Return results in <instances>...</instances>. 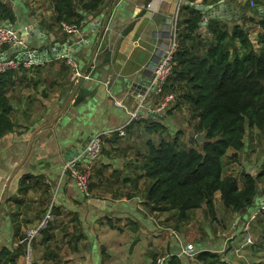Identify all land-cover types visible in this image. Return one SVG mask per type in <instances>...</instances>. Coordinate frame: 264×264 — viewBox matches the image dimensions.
Returning a JSON list of instances; mask_svg holds the SVG:
<instances>
[{"label":"crops","instance_id":"obj_1","mask_svg":"<svg viewBox=\"0 0 264 264\" xmlns=\"http://www.w3.org/2000/svg\"><path fill=\"white\" fill-rule=\"evenodd\" d=\"M0 1L12 9L15 15L14 21L18 22L21 20H28V22L31 23L30 29H37L39 36H45L43 38L49 39L46 46L42 47L43 49L56 45L59 48L58 52L62 53L61 57L43 62L35 69L26 72V76L30 77V81L28 83H26V81L17 83L11 92L13 109L10 116L14 126L10 132L0 136V141H3L2 148L5 149L9 145L11 146L13 142L18 146V149H24L26 145L28 147L24 158H22V161L16 167H14L15 165L11 164L10 161L8 162L10 167H14L13 172L9 176L7 170L0 167V178L5 181V184L2 183L0 185V205L2 203H6L8 205L6 202L7 199L18 194V184L19 180L22 179L21 177L25 176V174H34L33 172L27 171V173H24L22 165L28 158L31 148L36 141V145L38 143V148L41 147L42 151L40 153H36L34 159L28 161L27 165L29 167H27V170L32 171L31 168L35 167L33 164L34 160H38L40 162V167L44 170L42 180L49 181L48 183L50 185L49 187L52 198L51 201H55L56 204L60 206L64 214L63 221L59 224L61 230V232L59 231L60 235H68L70 227H72V230L78 231L82 234L80 238H84L83 249H71V251L67 253L60 254L58 257L62 261L68 263L79 259V264H103L101 258L102 250L100 247L103 240L106 239L105 236L109 237L110 234H114L115 228L121 229V232L119 233V241L123 238L121 237L122 234L126 240L130 239L128 235L129 233L126 234L125 230H131L133 232L140 230L145 234L147 233L148 235L159 237L162 234V231L164 232V230L168 229L162 225L160 226V224L163 223L162 213L149 212L148 207L145 206L144 198L141 192L133 193L130 194V197H126V194L123 192L128 190L129 183L119 184L116 181L115 183H108L106 182V177L97 178L96 175H92V188L90 187L89 196L84 197L77 189L69 175H67L63 170L62 172H60L59 169L56 170V163H58L59 159H62L63 162H65L67 159L77 154L86 144L82 145V142H78L76 145L70 144V149L66 151L64 150L63 145L68 143L69 138L64 135L63 132L61 133V137L56 134L55 145L52 144L51 147L47 142L49 133L45 134L46 138H42V135L40 136V134L42 133L44 127H47L45 126L47 124L57 128L58 123L61 122L64 115L68 112L71 114L77 108L83 110L81 117L79 118V121L83 125L101 122V126H103L102 131L117 130L118 128L125 126L130 119L131 112L137 108L141 113L142 118L151 116L149 114V110H153L155 108L158 102V96L151 92L146 94L144 93L146 83L150 76V66L157 61L160 54L166 48L169 39L171 22L177 6L186 0H116L115 3L114 0H112L97 14H103L102 18L99 19L96 15L95 17L85 19L80 24L79 34L77 35L78 39L73 41L69 40L70 46H67V49L65 47V43L68 41V35L70 33H65L61 28H58L57 25H50L53 15L50 0ZM195 1H197L196 3L203 5H213L221 2L228 3L231 7L234 6L239 12L233 15V10L230 9L227 13L230 18H236L242 14L239 9L241 0H207V3H202V0ZM21 6H23V9ZM98 20L99 23L97 24ZM89 22H91L90 33L96 34V41L97 33H100L105 25L106 28L102 32V43L98 50L94 51L93 49L90 58L86 55H82L83 64L80 68L74 59L77 57L81 49H75V51H77H74L73 55H69L73 50L71 47L75 41H79V39L87 40L81 33V26ZM10 24L13 26L12 23ZM17 29H19L20 34H22L23 28L19 27ZM8 49L9 47H5L4 49L7 51V54ZM65 53L73 60V66L66 62ZM95 58H99L101 60L100 65L102 66V76L99 74L96 76L93 75L94 71L101 68L94 65L93 60ZM76 70L81 73L86 72L89 74V77H84V80L81 83L82 86L87 85L85 83L86 80L96 82L103 81L107 87V96L106 98H99V95L97 97V89L93 88L89 90L88 95L85 98L75 105L72 104V98L64 110L60 112L62 107H64V102L66 101L71 88L79 78V76L74 75V71ZM34 80H36V82ZM61 99L63 100V103L60 104L59 101ZM56 100L58 101V105L49 116V118L53 116L52 119L44 126L36 128L35 123L38 120L43 119L41 121L46 122L49 119L48 117L44 118V116L50 108L51 103ZM114 101L119 102L121 105L115 104ZM179 112V109H173L170 114L158 113V115L161 114L160 117L164 115L163 120L165 121L168 116ZM58 114L59 116H57ZM128 115L129 118L127 119ZM152 115H157V113ZM170 121L178 126L177 120L172 119ZM142 123L143 122L133 123L131 128H127L126 130L125 127L124 135H120V137L116 140L104 142L105 145L103 144V146L106 148L108 153L105 152L100 155V158L97 160V166H100V164H107V169L104 172L105 175L111 174L112 171H117L119 172L121 180L127 175L129 177L132 176L131 168L133 163H135V157L128 154V144L140 141L141 135L144 133L141 125ZM75 125L77 126V129H80L78 124ZM187 125H185V127L188 131L187 133H189ZM92 134H94V132L93 130H90L87 136L90 138ZM87 136L84 139L85 143L89 140L87 139ZM169 137L170 136H167V138ZM78 141L81 140L78 139ZM52 147L56 149L58 154L56 151L55 153L51 152ZM2 152L0 156L2 155ZM22 155L23 152L20 153L18 159H20ZM55 158H57V161ZM17 162L18 160L15 161V164H17ZM50 170L52 171V179L48 177ZM245 172H248V170ZM228 173H232L231 170H229ZM36 186L37 185L32 186V188L28 191H35ZM262 199H264V193L259 191L253 205H257L258 208ZM13 208H15V206H12V210L9 209V212L14 225V238L11 242V246L8 248H12L16 245L17 240L21 235V233H19L20 228L24 230L27 227L36 225V222L32 223L28 220H26L25 226L22 221L21 224L17 222L15 217L17 212H14L15 209L13 210ZM198 210L202 209L197 208L195 209V212H198ZM201 212L199 213L200 215ZM68 214H71V216L77 215L79 221L75 219L71 221L72 218L70 219L71 216ZM232 214H228V216ZM236 217L238 218L240 215H236ZM239 219L242 218L240 217ZM108 220L112 221V224H110ZM192 220L194 221V219ZM236 222L237 221H233V224L230 225V229H232L233 232L232 234H236V237L233 238L235 240L241 238L242 236V234H239L236 230H234L236 229ZM16 225H19V230L16 231L15 234ZM132 227L135 228V230H133ZM105 228L109 231H105ZM244 228L245 226H243L241 222V231L244 232V230H247V232L243 233L244 235H247L248 227H246V229ZM172 232L175 234L174 238L176 241L180 242L181 240L177 237L176 231L174 232V230H172ZM171 234H169V236ZM56 237L57 233H55L54 239ZM209 237H212V235L208 237L205 236L206 239L203 237L202 241L207 240L210 242V239L212 238ZM187 238L188 237H183V239H186V241H184L185 244L188 241ZM218 238L214 241L216 251H225L228 238L225 237L224 240H222L223 238L221 237ZM137 239L138 236L135 237L134 240ZM66 240L69 241L70 239L66 237ZM233 243H236V241ZM46 244L47 243L41 245L45 247ZM176 245L177 244L175 243H170L169 240L166 243V248L164 250H167V252L170 250L181 258L184 254V252H182L184 247L181 248L180 244H178L179 250L176 252L173 249ZM4 247L7 246L1 247L0 245V249ZM40 250L41 246L39 242L37 243L36 241L32 248L33 264H35V262L36 264H58L56 261H51L52 257L50 255L39 257ZM230 251L231 250L227 253L229 254ZM132 256L134 258H140L134 254ZM227 256V254H222V257L225 259ZM183 260L186 261V258L184 257ZM25 263V254L15 260V264ZM231 263L235 262L232 261ZM193 264L200 263L194 261Z\"/></svg>","mask_w":264,"mask_h":264},{"label":"trees","instance_id":"obj_2","mask_svg":"<svg viewBox=\"0 0 264 264\" xmlns=\"http://www.w3.org/2000/svg\"><path fill=\"white\" fill-rule=\"evenodd\" d=\"M111 1L51 0L53 15L50 25L61 28V22H65L80 26ZM201 2L207 3V0ZM239 9L242 14L236 18L222 20L209 17L205 24H201L203 13L200 9L187 3L180 4L176 22L177 46L172 54L171 73L164 90L174 94V105L166 108L167 114L175 108H186L190 142L181 141L180 131L175 132L172 138L161 136L158 142L147 138L145 152L138 155L141 161H135L131 168L132 176L127 175L122 180L117 171L104 174L107 164L97 166L98 161L93 164V176L106 177L108 183H129L128 190L123 192L126 197L141 192L149 212H172L177 222L173 230L179 228L178 223L190 221L197 208H201L204 216L212 221L222 222L218 217L217 193L225 212L242 216L255 202L260 191L258 182H264V164L257 172L241 171L240 175L225 173L228 151H232L229 157L233 161L238 158L239 152L245 148L248 129L257 128L264 135V0H253L252 7L246 0ZM14 20L12 9L0 1V22L13 23ZM246 24L257 28V47L249 36L250 27ZM38 66H19L0 73V136L10 132L14 126L10 116L14 86L23 81L28 83L30 77L26 76V72ZM163 118L164 115L160 117L158 114L141 116L131 120L126 130L133 123L143 122V132L169 133ZM118 137L120 135L114 131L104 137L103 144ZM105 152L108 153L103 147L98 159ZM69 177L80 193L88 197L74 178ZM24 179L19 180L18 186L24 183ZM19 191L25 190L19 188ZM53 210L63 213L55 201L51 202L52 217L56 216ZM258 217L264 219V212L255 218ZM74 219L79 221L77 215ZM50 227L51 221L48 220L40 229L39 244L53 238ZM18 230L19 225H16L15 234ZM19 238L14 247L0 249V264H15V260L25 254L24 244L19 242ZM35 242L33 239L32 248ZM190 252L184 254L190 255ZM193 260L200 264H236L212 249L198 250ZM164 264L183 262L177 254L168 250ZM249 264L263 263L252 261Z\"/></svg>","mask_w":264,"mask_h":264},{"label":"rangeland","instance_id":"obj_3","mask_svg":"<svg viewBox=\"0 0 264 264\" xmlns=\"http://www.w3.org/2000/svg\"><path fill=\"white\" fill-rule=\"evenodd\" d=\"M197 1H195L196 3ZM246 0H241V4H244ZM184 3V1L182 2ZM50 4L52 7V3L50 0ZM249 6L252 7V5ZM23 9V6H21ZM261 10V9H260ZM179 13V12H178ZM97 17L102 18L103 14L97 15ZM96 17V18H97ZM90 23H86L81 26V33L82 35L87 39L83 40V44L81 47V51L77 55V57L74 59L75 62H77L78 66L81 68L83 64V59L82 55H86L87 57H91L92 50L96 48L97 41H96V34H91L90 33ZM13 26L14 28H23L22 30V38L24 42L30 46L31 48H36L40 50L42 47L46 46L48 43L49 39L48 38H42V36L37 35L36 38H33L32 35L29 34V29L31 28V23L26 21H13ZM246 26L249 28L250 27V32L249 36L255 45L257 47L256 43V36H257V28H254L250 26L249 24H246ZM68 39L70 41L78 39V37L75 34L70 33L68 35ZM88 41V42H86ZM15 49L9 47L8 49V54L12 55L14 53ZM101 60L99 58H95L93 60L94 65L97 67H101L100 69H97V71H94L93 75H101L102 71V66L100 65ZM73 66V65H72ZM32 72V71H31ZM77 81V80H76ZM85 83L87 84L86 86L91 90L93 88L97 89V97L99 95V98H103L107 96V87L103 83V81L96 82L92 80H86ZM69 89V88H67ZM66 89V90H67ZM59 103H63V100L61 99ZM58 105V101H54L51 103L50 108L47 110L45 117L50 116V113L55 110L56 106ZM170 106L174 105L173 100L169 103ZM168 105V106H169ZM167 106V107H168ZM175 108L174 110H176ZM83 110H80L77 108L74 112L71 114L68 112L67 114L64 115V117L61 119V122L58 123L57 128H54V126H49L48 123L53 116H51L46 122H43L40 119L35 123L36 128H40L42 126H47L44 127L42 130V133L40 136L42 138H46L45 134L49 133L48 143L50 147L52 144L55 145V139H56V134L61 137V133L63 132L64 135H66L69 140L66 145H63L64 150L68 151L70 149V146L72 144H77L78 142H82V145H85L86 143L84 142L85 137L87 136L88 132L90 130H93L94 133L96 132H102L103 126H101V122H94L89 125H83L80 121L79 118L81 117V113ZM166 109L162 111L161 113H166ZM183 112V113H182ZM73 114V115H72ZM161 114H159L160 116ZM129 118V115L127 116V119ZM67 119V120H63ZM177 120V125L176 126L172 121L170 120ZM71 121V122H69ZM101 121V120H99ZM166 124H167V129L171 132L169 134L167 131L163 132L161 135L157 133L149 134L147 132L142 133L140 141L134 142V143H129V149H128V154L133 155V157H137V160L135 158V161H138V159L141 161L140 157L138 156L139 154H142L145 152V141L147 138H152L154 142H158L163 136L164 138H167V136H170L171 138L174 137L175 132L180 131L179 138L181 141H187L190 142V137L188 135V131L185 127L187 125L188 121V113L186 108H182L179 113H175L174 115L168 116L166 119ZM39 123V124H38ZM78 124L80 129H77L76 125ZM53 127V131H52ZM175 129V131H174ZM247 140L245 144V148L239 152V156L237 159L234 161L229 157V154L232 152L231 150L228 151L227 157L225 158V173L228 174L229 170H231L232 173L236 175H240L241 171H246L248 172H257L258 169L264 164V135L260 134L257 128H252L248 129L247 131ZM80 139L81 141H78ZM104 140V138H103ZM71 144V145H70ZM105 145V144H104ZM3 146V141H0V154L2 152V155L0 156V167H3L7 170L8 176L13 172L14 167H16L21 161L22 158H24L25 152L27 150V145L26 147L18 149V146L12 143V145L8 146L7 148H2ZM103 144L102 148L103 149ZM38 143L32 146L31 151L29 153L28 158L22 165V169H24V173L27 172H33V175H28L25 174V176L21 178L24 179V183L22 185L18 186V191L19 188H22L25 191H19L18 194L12 198L7 199V203H2L0 205V245L1 247L11 246V242L14 238V225H13V220L11 218V214L9 212V209L11 207L15 206L13 208L14 212H17L16 221L21 224V221L23 225L25 226L26 220L29 222H36L39 223L43 217L46 216L48 209L51 208V190H50V185L48 180H42V175L44 174V170L40 167V162L38 160H34L33 164L35 167L31 168L32 171H28L27 167H29L28 161L31 159H34L36 153H40L41 147L38 149ZM56 149L52 147L51 152L55 153ZM23 152V155L20 159L19 155L20 153ZM58 154V152L56 151ZM18 160L17 164H15V161ZM57 161V158H55ZM98 160V157L96 158V161ZM11 162V164H14L15 166L12 168L8 164V162ZM67 161V160H66ZM65 161V162H66ZM95 161V162H96ZM233 161V162H232ZM62 159H59L58 163H56V170L59 169L60 172L63 170L64 163ZM244 165V166H243ZM52 166V164H51ZM27 171V172H26ZM52 171H49L48 177L52 179L53 177L51 176ZM67 174V173H66ZM91 178L89 180V185L91 182ZM3 179L1 180L0 178V185L4 183ZM261 180L258 182V187L260 188V191L264 193V182ZM5 184V183H4ZM36 186L35 191H28L29 189L32 188V186ZM88 185V186H89ZM103 189V188H102ZM27 190V191H26ZM89 191V190H88ZM90 192V191H89ZM1 193V192H0ZM89 195V194H88ZM217 207H218V217L219 219L221 218L223 221H212L209 217L204 216L201 212L202 210H198V212H193V216L191 218L194 219V221L190 220L184 223H178L179 228L177 230L174 229V232L176 231L177 237L180 242L176 241L174 238L175 234L172 232L173 227L177 222L174 220V215L172 212H167L163 213V223L160 224L163 227H169L167 230L162 231V234L159 237H155L153 235H148L147 233H143L140 230L137 232L133 231H127L125 230V233L129 235L130 239L126 240L124 238V235L122 234L121 237L122 240L119 241L120 235L119 233L121 232V229L115 228L114 229V234H110L109 237L105 236L106 239L103 240L100 249L102 250V261L103 264H155V259L158 256L166 255L167 250H164L166 247V243L170 240V243H175L177 244L173 249L177 252L179 250L178 244H180V247L183 248L182 252L184 251H189L188 246L191 245L192 250L190 252V255H185L180 258L183 264H193V256L194 254L202 249V248H209L212 250H216L215 243L216 239L218 237L223 238L222 240L227 237V243H226V250H222L219 252V254L222 256V254H227L226 260L228 261H233L236 264H247L252 261H261L264 264V219H261V217L258 218H251L250 215L256 210L257 205H251L249 206L248 210L240 216L242 219H239L240 217H236V215L239 214H232L228 216V214L225 212L226 210L224 208H221V200L219 198V195L217 194ZM260 204L258 205V207ZM12 210V209H11ZM33 211V212H32ZM201 212V215L199 214ZM53 213L56 214V216L52 217L51 213L49 214V220L51 221V230L54 233H57V237L54 239L53 238L47 242L46 246L44 247L43 245L40 244L41 250L39 253V257L45 256V255H50L51 261L58 264H79L80 260H74L73 262H65L62 261L58 256L63 253H67L71 251V249H83L84 247V238H80L82 234L78 231L72 230V227H70V232L67 234L60 235V227L59 224L62 223L63 221V216L64 214L61 212H55L53 210ZM71 216V214H68ZM197 216V217H196ZM196 217V219H195ZM72 216L70 217V219ZM237 218V219H236ZM74 219V215L73 218ZM72 221V220H71ZM233 221L236 222V232L239 234H242L241 238L235 240L233 239L236 237V234H232V229H230V225L233 224ZM241 222L243 226L248 227V234L244 235V232H247V230L244 232L241 231ZM49 224V223H48ZM190 228V229H189ZM189 229V230H188ZM23 229L20 228L19 233L22 234ZM60 231V232H59ZM105 231H109L107 228H105ZM204 231V232H203ZM224 232V233H222ZM172 233V234H171ZM222 233V234H221ZM169 234H171L169 236ZM59 235V236H58ZM148 235V236H147ZM209 238L211 241H202L203 237L205 238L208 236H211ZM138 236L137 240H134L135 237ZM41 235H38L35 237V240L38 243V240L40 239ZM66 237L69 238L70 240H66ZM183 237H188L187 238V243L185 244L184 241L186 239H183ZM247 237H250L251 241L247 242L246 239ZM54 239V241H53ZM124 239V241H123ZM206 239V238H205ZM220 239V238H218ZM236 241V243H233ZM214 243V244H213ZM233 243V244H232ZM75 245V247H73ZM172 245V244H171ZM234 245V247H233ZM212 247V248H211ZM230 251L228 254L227 252ZM187 253V252H185ZM189 253V252H188ZM139 256L140 258H134L132 255ZM186 258V261L183 260V258ZM225 259V258H224ZM42 261V260H41ZM247 262V263H246ZM36 264V262H35Z\"/></svg>","mask_w":264,"mask_h":264},{"label":"built area","instance_id":"obj_4","mask_svg":"<svg viewBox=\"0 0 264 264\" xmlns=\"http://www.w3.org/2000/svg\"><path fill=\"white\" fill-rule=\"evenodd\" d=\"M250 5H253V0H248ZM179 6L175 11L174 17L170 26L169 39L166 48L160 54V57L154 62L153 65L150 66V76L148 79V83L145 86V94L151 92L158 96V102L155 108L149 110V114H158L164 111L169 103L173 100L174 94L172 92H165L164 85L167 77L171 73L172 68V54L174 49L177 46V32H176V22L179 12ZM206 23L207 18H203ZM61 29L65 33H72L75 35L79 34V26L76 24H68L65 22H61ZM6 47L15 48V53L12 55H8L7 51L4 50ZM38 53L36 54L35 48H31L28 46L19 32V29L14 28L10 23H1L0 24V73L7 71L9 69H17L19 66L30 67L31 65H39L43 62L39 58ZM57 56L56 58H59ZM66 62L73 65V60L66 56ZM75 76H83L89 77V74L86 72L74 71ZM115 104L121 105L119 102L114 101ZM141 113L138 111V108L131 112L130 119L131 120L139 119L141 117ZM127 123V124H128ZM118 128L117 130H106L102 132H96L91 135L86 145L71 158L67 159L64 163L63 171L67 173V175L74 178L77 186L83 192V194L88 195V185L89 180L92 175L93 164L96 161V158L101 152L103 138L105 136L110 135L114 131H116L119 135H124L125 127ZM260 212H264V201L260 203V206L256 209L254 213L250 215L251 218H255ZM50 208L43 219L37 223L35 226H30L25 228L22 237L19 238V242L24 244L25 247V264H33L32 261V241L39 234L41 228H43L46 222L49 220ZM247 242H250V237H247ZM190 252L192 250L191 245L188 246ZM166 255L158 256L155 259V264H164Z\"/></svg>","mask_w":264,"mask_h":264},{"label":"water","instance_id":"obj_5","mask_svg":"<svg viewBox=\"0 0 264 264\" xmlns=\"http://www.w3.org/2000/svg\"><path fill=\"white\" fill-rule=\"evenodd\" d=\"M115 1L116 0H114V3H115ZM184 3H187V4H189L190 6L196 8V9L202 10L203 18L211 17V18H219V19H230V16L227 15V13H228V11L230 9L233 10V13H232L233 15H235L236 13H239L235 9L234 6L231 7L228 3H223V2L217 3V4H213V5H203V4H199V3H195V2H188V1H185ZM203 18H202V20L200 22L201 24H205ZM98 23H99V20L97 21V24ZM105 28H106V25L102 28L100 33H97V45H96V48L94 49V51L98 50L99 46L102 43L101 35H102V32L105 30ZM29 34L32 35L33 38H36L37 35H39L38 32H37V29H29ZM43 37H45V36H43ZM83 42L84 41L81 40V39H79V41H75V43L72 44L71 49H73V50H72V52L70 53L69 56L73 55L75 49H77V50L81 49ZM86 42H88V41H86ZM67 46H70L69 39L65 43L66 49H67ZM58 51H59V48L56 45H52L51 47H48L47 49H43L42 48V49L38 50V49L35 48V52H36V54L38 53V56H40L39 58L41 59L42 62L50 61L51 59H54L57 56L62 55V53H59ZM65 55L67 56L68 54L65 53ZM83 80H84V77L83 76H79V78L77 79V81L75 82L73 87L71 88V90L69 92V95L66 98V101L64 102V107H62L60 112H62L64 110V108L66 107V105L69 103V101L72 98H73L72 104L75 105L76 103L80 102L83 98H85L88 95V92H89L90 89L87 86H82L81 83L83 82ZM147 83H148V81H147ZM57 116H59V114ZM87 139H89V136H87ZM263 201H264V199H262L261 202H263Z\"/></svg>","mask_w":264,"mask_h":264}]
</instances>
